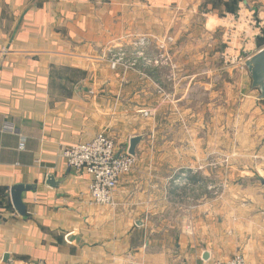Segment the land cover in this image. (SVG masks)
Here are the masks:
<instances>
[{
	"label": "crops",
	"instance_id": "0c3cea01",
	"mask_svg": "<svg viewBox=\"0 0 264 264\" xmlns=\"http://www.w3.org/2000/svg\"><path fill=\"white\" fill-rule=\"evenodd\" d=\"M193 13L208 31L236 21L252 28L264 0H0V264H212L238 254L264 264V211L198 206L190 221L155 226L169 195L145 178L136 189L146 163L120 177L107 207L90 205L88 175L60 158L98 134L124 152L137 134L141 110L128 90L146 82L114 78L97 50L163 42ZM245 48L250 57L264 46L251 36ZM180 164L193 172L192 159ZM19 185L29 187L23 215L10 194ZM179 187L193 191V177Z\"/></svg>",
	"mask_w": 264,
	"mask_h": 264
},
{
	"label": "rangeland",
	"instance_id": "374dc122",
	"mask_svg": "<svg viewBox=\"0 0 264 264\" xmlns=\"http://www.w3.org/2000/svg\"><path fill=\"white\" fill-rule=\"evenodd\" d=\"M256 27L236 21L226 31H208L202 14L193 13L163 42L138 39L97 50L114 78L120 73L125 81L146 82L128 92L141 110L133 136L141 137L135 164H147L136 170V189L142 192L145 178L157 185L156 194L169 195L155 226L190 221L188 211L198 206L252 217L264 211V98L257 99L239 65L250 54L245 47L251 36L257 45ZM191 159L193 172L182 170L180 163ZM191 177L193 191L179 187Z\"/></svg>",
	"mask_w": 264,
	"mask_h": 264
},
{
	"label": "built area",
	"instance_id": "2783aa9c",
	"mask_svg": "<svg viewBox=\"0 0 264 264\" xmlns=\"http://www.w3.org/2000/svg\"><path fill=\"white\" fill-rule=\"evenodd\" d=\"M248 25L257 26L260 36H264V17L257 21L252 20L251 25ZM248 58L249 56L239 61L240 67ZM6 130L13 131L11 127H7ZM60 158L69 169L82 171L88 175L90 205L107 207L114 205L113 195L120 177L129 174L136 163L135 156L129 155L127 151H117L114 141L104 134H98L84 143L66 146L60 153ZM212 264H245V260L238 254L226 261Z\"/></svg>",
	"mask_w": 264,
	"mask_h": 264
},
{
	"label": "water",
	"instance_id": "95a60500",
	"mask_svg": "<svg viewBox=\"0 0 264 264\" xmlns=\"http://www.w3.org/2000/svg\"><path fill=\"white\" fill-rule=\"evenodd\" d=\"M244 68L246 69L247 75L250 79L251 89L258 91L259 95L258 100L264 98V48L257 51L254 55L250 56L243 63ZM231 72V70H229ZM141 141V137H131L129 140V145L127 153L131 156H135V148L137 144ZM52 177L48 178V182ZM29 187L24 186H15L11 189V200L16 211L23 215L24 206L21 203V193L28 190ZM207 258V254L203 255V259Z\"/></svg>",
	"mask_w": 264,
	"mask_h": 264
},
{
	"label": "trees",
	"instance_id": "16d2710c",
	"mask_svg": "<svg viewBox=\"0 0 264 264\" xmlns=\"http://www.w3.org/2000/svg\"><path fill=\"white\" fill-rule=\"evenodd\" d=\"M262 46H264V37H262V38H259L258 40H257V47H262Z\"/></svg>",
	"mask_w": 264,
	"mask_h": 264
}]
</instances>
